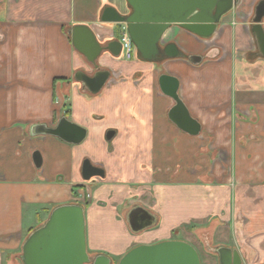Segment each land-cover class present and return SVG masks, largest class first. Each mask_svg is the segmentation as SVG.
I'll list each match as a JSON object with an SVG mask.
<instances>
[{"label": "crops", "instance_id": "0c3cea01", "mask_svg": "<svg viewBox=\"0 0 264 264\" xmlns=\"http://www.w3.org/2000/svg\"><path fill=\"white\" fill-rule=\"evenodd\" d=\"M236 1L209 39L177 26L165 32L160 48L175 44L182 58L147 62L135 53L127 61L103 52L97 65L109 79L93 95L73 78L96 70L74 50L70 31L86 25L106 37L114 25L100 24V15L106 6L118 10V1L0 0V264H18L26 238L54 208L71 204L84 209L93 251L96 235L113 238L106 247L120 258L139 245H191L183 230L211 224L242 264H264V59L250 32L262 0ZM162 74L179 81L198 136L168 120L173 102L159 90ZM61 117L86 130L80 144L30 135ZM84 160L104 178L84 181ZM135 207L153 217L139 233L126 221Z\"/></svg>", "mask_w": 264, "mask_h": 264}, {"label": "water", "instance_id": "95a60500", "mask_svg": "<svg viewBox=\"0 0 264 264\" xmlns=\"http://www.w3.org/2000/svg\"><path fill=\"white\" fill-rule=\"evenodd\" d=\"M128 14H122L112 6H106L100 15V22L126 26L128 36L138 58L147 62L182 58L184 55L175 44L160 48V41L171 26H177L199 39L211 38L223 17L229 14L237 4L236 0H124ZM264 0L254 10L250 32L256 50L264 59ZM71 43L79 54L96 70L93 75L77 71L73 78L83 90L98 94L109 79L107 70H100L97 60L103 52L117 58L121 52L118 41H111L105 46L95 38L86 25H75L70 31ZM191 64H199L201 57L190 56ZM158 87L163 96L173 102L168 111V120L180 131L189 136H198L200 124L193 119L184 103L179 98L177 78L162 74L158 78ZM31 136H52L61 141L78 145L86 137V130L61 117L55 127L37 124L30 128ZM113 131L106 133V140H111ZM33 164L40 168L41 155L32 154ZM84 181L104 178L101 168L84 160L81 166ZM138 214H141L138 216ZM141 216V217H140ZM126 221L132 233H139L153 223V217L141 207L133 208ZM218 264H242L236 249L219 246L215 250ZM22 264H112L111 259L99 254L91 259L87 253L85 235V215L81 205H62L54 208L46 222L34 230L21 246ZM117 264H201L196 249L184 241H163L152 245H139L127 251Z\"/></svg>", "mask_w": 264, "mask_h": 264}, {"label": "rangeland", "instance_id": "374dc122", "mask_svg": "<svg viewBox=\"0 0 264 264\" xmlns=\"http://www.w3.org/2000/svg\"><path fill=\"white\" fill-rule=\"evenodd\" d=\"M116 6L120 12H123L125 14L129 13V10L125 7H123L122 0H117ZM122 24H114V26L119 28ZM169 34L166 35L165 40L168 38ZM104 45L105 42H102ZM94 74V73H93ZM92 75V74H90ZM225 167V164H222ZM211 164H209V170L211 172ZM215 233L213 230L212 225H206V226H191L188 227L186 230H183V234L181 235L182 238H187L188 241L191 243V245L196 249V251L199 254L201 264H218L217 254L215 252L216 248L221 245L220 242L217 241L215 237ZM175 238L180 239L179 236H176ZM96 251H93L91 249H87V253L91 259H93L95 256L99 254H103L108 256L111 259L112 264H117L120 257L113 256L110 254V251L106 247V245L113 244L114 239L111 237H100L96 235ZM109 247V246H108ZM104 249V250H103ZM109 253V254H108ZM18 264H22L20 259L18 260Z\"/></svg>", "mask_w": 264, "mask_h": 264}, {"label": "built area", "instance_id": "2783aa9c", "mask_svg": "<svg viewBox=\"0 0 264 264\" xmlns=\"http://www.w3.org/2000/svg\"><path fill=\"white\" fill-rule=\"evenodd\" d=\"M100 24L104 25L105 23H100ZM93 34L98 42L104 40L103 38H106L108 40L118 41L120 43L121 52H120V55L116 59H122V60H127V61L133 59L134 54H135V49L128 36L125 25L122 24L117 29L115 26H114V29H109L106 33V37L101 36L99 33L97 34L93 32Z\"/></svg>", "mask_w": 264, "mask_h": 264}, {"label": "flooded vegetation", "instance_id": "af4514ba", "mask_svg": "<svg viewBox=\"0 0 264 264\" xmlns=\"http://www.w3.org/2000/svg\"><path fill=\"white\" fill-rule=\"evenodd\" d=\"M141 215V214H138V216ZM141 217V216H140Z\"/></svg>", "mask_w": 264, "mask_h": 264}]
</instances>
